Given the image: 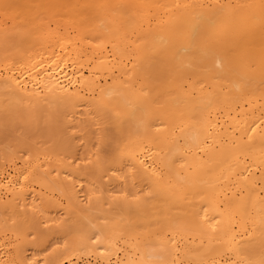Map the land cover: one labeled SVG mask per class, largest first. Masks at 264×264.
<instances>
[{"label": "bare ground", "instance_id": "1", "mask_svg": "<svg viewBox=\"0 0 264 264\" xmlns=\"http://www.w3.org/2000/svg\"><path fill=\"white\" fill-rule=\"evenodd\" d=\"M0 264H264V0H0Z\"/></svg>", "mask_w": 264, "mask_h": 264}]
</instances>
